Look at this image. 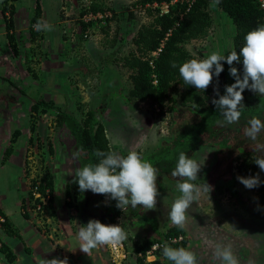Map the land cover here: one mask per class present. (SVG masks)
Returning <instances> with one entry per match:
<instances>
[{"label": "rangeland", "instance_id": "rangeland-1", "mask_svg": "<svg viewBox=\"0 0 264 264\" xmlns=\"http://www.w3.org/2000/svg\"><path fill=\"white\" fill-rule=\"evenodd\" d=\"M36 1L41 7L40 21L52 25L53 30L37 31L35 41L38 42L33 55L27 62L15 67L24 78L23 92L18 95L23 107L21 121L26 135L32 137L24 144L27 151L21 176L11 178L17 175L15 171L11 174L6 172L7 168H0V179L10 188L12 194L10 191L6 193L11 197L13 194L17 198L21 197L23 192L20 188L26 186L29 204L24 207L25 214L35 210L34 217L39 220V225L36 224L38 230L46 237L50 247L60 252L66 251L63 258L67 257L68 264H117L112 260L110 245L93 249L89 256L80 251L79 228L101 215L107 199L90 190H79L78 183L74 182L77 164L72 152L71 135L67 129L56 124L57 116L53 110L32 112L31 106L38 99L50 101L78 117L88 109H98L99 120L104 126L112 152L122 156L130 151L143 153L158 147L169 137L168 116L156 115L158 109L154 114L139 104L129 106L118 96V92L126 93L130 87L129 72L121 66L120 58L131 49V39L138 25L148 18L144 10L133 9L130 0H19L16 4L17 13H24L28 8L34 9ZM99 4L102 9L100 14L115 13L116 18L89 21L87 18L93 14L90 10L95 5L99 9ZM128 12L132 18L126 19L122 14L127 15ZM6 18L0 17V25H9V18ZM116 19L120 20L118 28ZM232 33L229 19L214 10L210 35L203 41L189 42L186 49L192 56H197L200 51L205 58L213 51L225 54L232 48ZM178 93L179 88L175 86L172 94ZM7 99L0 96L2 107ZM0 113L3 116L4 112L0 110ZM217 157V151L210 147L196 149L192 157L203 164L195 184L203 185L218 175L222 178L217 182L220 189L212 188L209 197L206 193L202 194L187 210L183 227L188 240L186 249L196 253L199 264H221L214 255L215 245H231L239 264H264V205L258 200L255 191L239 182L238 174L234 173L233 177L230 160ZM44 171L52 176L53 189L57 192L53 204L67 210L53 215L54 219L51 217V212H55L52 211L53 204L44 201V207L39 210L31 206L35 202L29 192L33 182ZM169 175L171 181L164 180L167 188L159 192L156 209H144L145 215L157 218L159 229L173 225L168 213L173 202L181 195L176 186L179 178H173L171 173ZM232 185L234 191L231 193L228 188ZM66 190L69 198L71 195L76 197L77 205L72 201L71 205H67L69 198ZM19 204L17 212L20 210ZM10 214L17 223V214ZM127 214L114 223L120 224L128 234L122 242L126 257L120 264H138L135 249L155 235L149 225H133ZM46 215L49 219L44 217ZM58 217L67 221L65 226L58 224ZM155 261H158L156 264H172L163 256V251Z\"/></svg>", "mask_w": 264, "mask_h": 264}, {"label": "trees", "instance_id": "trees-1", "mask_svg": "<svg viewBox=\"0 0 264 264\" xmlns=\"http://www.w3.org/2000/svg\"><path fill=\"white\" fill-rule=\"evenodd\" d=\"M4 2L2 12L9 11L12 14V7L8 5V0ZM163 3L168 5L166 13H161L159 8L151 7L153 4ZM130 6L133 9L144 10L148 20L138 25L131 39V49L120 58L121 66L129 72L130 87L126 93L118 92V96L129 106L139 104L154 114L156 110L154 107H156L158 109L156 115L166 114L168 116V139L151 151L143 153L138 151L144 159L159 170L157 178L159 192L167 188L164 180L171 181L169 174L174 170L181 152L192 158L196 149L210 147L217 151L218 159L221 156L223 159L230 160L233 177L234 173L242 177L259 174L262 183L252 190L255 191L260 203L264 205V171H261L254 162L256 158L264 157V131L259 134L256 141L250 140L245 135V129L249 127L250 119L257 117L264 121V95L245 89L242 93L244 107L241 109L240 120L227 124L223 122V117L211 101L219 98L214 89L218 88L219 95H224L225 86L235 83V79L229 73L230 66L226 62H222L224 70L219 77L214 76L212 83L205 91L184 84L179 73V66L184 62L191 59H205L200 51L197 56H192L186 49V44L192 41H203L210 35L214 23V10L229 19L233 28L230 51L236 50L239 53V49L245 44V35L257 27L264 26V9L254 0H130ZM40 11L41 7L37 1L31 25L40 21ZM98 11L102 12L100 4L99 9L95 5L90 10L93 14ZM115 15L113 13L109 20H114ZM122 16H125L126 19L132 18L130 12L127 15L122 14ZM116 21V28H118L120 20L116 19ZM37 33L35 29L30 30L32 40H35ZM7 38L9 42H12L9 35ZM157 51V55L152 56ZM227 54L228 52L224 55ZM173 62L177 67L171 66ZM232 67H236L242 77V59L240 63L234 62ZM175 86L179 88L177 95L172 94ZM31 110L32 112L53 110L56 113V124L67 129L73 139L72 152L77 170L89 163H98L103 157L95 155L97 150L104 153L112 152L104 126L99 120L100 111L98 109H88L78 117L66 108L53 105L50 101L38 99L31 106ZM220 178H222L220 175L215 176L212 181H206V183L218 190L220 186L217 185V182L221 181ZM228 189L232 193L234 185ZM34 190L41 198H47L46 202H53V179L49 172L44 171L40 178L33 182L31 192H29L31 199H34ZM99 195L106 198L107 203L96 220L110 225L128 213L133 225L145 224L151 228L155 237L141 242L135 249L136 253H144L156 242L165 243L173 248H186L188 240L184 229L175 225L159 229L157 218L145 215V208L142 206L136 208L129 206L120 209L116 206L115 200L103 194ZM66 196L70 197L67 190ZM75 198L74 195H71L67 205H71V201L77 205ZM34 202L35 204L31 206L38 210L44 204L38 198L34 199ZM24 215L28 217L26 214ZM0 217L3 219L0 222V227L8 235H14L5 215L0 213ZM179 236L182 237L181 241L168 242L170 238ZM162 251L163 249L160 252ZM0 252L9 262L14 261L15 256L1 241ZM160 252L157 253V259ZM138 264H144L143 260L139 258Z\"/></svg>", "mask_w": 264, "mask_h": 264}, {"label": "clouds", "instance_id": "clouds-1", "mask_svg": "<svg viewBox=\"0 0 264 264\" xmlns=\"http://www.w3.org/2000/svg\"><path fill=\"white\" fill-rule=\"evenodd\" d=\"M33 27L36 31L53 30L52 25L41 21H37ZM244 40L245 44L239 49V53L232 50L224 55L213 51L205 59H191L179 66L184 84L194 86L200 91H205L210 86L214 76L219 77L224 70L222 62L230 66L229 73L235 79V83L225 86L224 95H219L218 88L214 89L219 98L211 101L219 110L223 122L227 124L240 120L241 109L244 107L242 93L245 89L264 95V26L249 31ZM241 59L242 77L238 69L232 67L234 62L240 63ZM171 66L177 67L175 62ZM248 124L245 135L256 141L259 134L264 131V121L253 117ZM95 155L103 158L96 164L89 163L79 168L75 173L74 182L78 183L81 192L90 190L94 194L106 195L115 200L116 206L120 209L129 206L156 209L157 197L160 195L157 188L159 170L151 162L136 151H130L126 156H122L114 152L104 153L97 150ZM254 162L261 171H264V157L256 158ZM202 166L203 164L181 152L171 172L173 178H179L176 180V186L181 195L173 202L168 217L173 225L181 229L187 220V210L202 194L206 193L209 197L212 191V186L207 183L203 185L194 183L198 180ZM237 179L248 189L259 187L262 183L259 174L249 177L238 176ZM127 235L120 224L106 225L99 220L91 219L79 228L78 239L81 242L79 249L89 256L92 250L99 246L121 244L127 239ZM214 255L221 264H239L231 245L216 244ZM163 256L172 264H199L196 253L183 247L173 248L165 244ZM41 264H68V259L67 257L42 259Z\"/></svg>", "mask_w": 264, "mask_h": 264}, {"label": "crops", "instance_id": "crops-1", "mask_svg": "<svg viewBox=\"0 0 264 264\" xmlns=\"http://www.w3.org/2000/svg\"><path fill=\"white\" fill-rule=\"evenodd\" d=\"M4 1H0V17L6 16V19L9 18V25L4 23L0 25V81H3V84H0V94H4L0 96L8 97V99L5 100V103L3 102L5 104L4 107H2L0 102L2 107L0 110L4 112L3 116L0 115V168H7L6 172H11V174L15 171L17 175H14L15 177L11 176V178L15 179L16 176H21L23 171L24 154L27 151V146L24 144L25 142L27 144L28 139L32 137L28 134L26 135L24 123L21 121L23 107L19 103L18 95L23 92L24 78L18 74V70L15 67L30 59L38 42L37 40H32L30 34V30H34L33 25H31V19L35 14L36 6L34 9L28 8L24 13H17L16 4L19 0H8V5L13 7L12 14H10L9 11L2 12ZM7 35L12 38V42H9ZM30 84L33 85L32 83ZM20 190L23 192L20 195L21 197L17 198L15 194L12 197L9 196L6 191L9 192L10 188L0 179V213L5 215L6 221L10 224V230L15 233L14 235H8L0 227V241L15 256L14 261L9 262L5 255L0 252V264H41L42 259H64L66 251L60 252V250L50 247L46 237L38 230L36 224L39 225V220L34 217L35 210L27 214L28 217H25L24 207L29 204L26 197L27 193L25 194L26 186L24 185ZM54 196L57 197L56 190L53 191ZM19 201L20 204L18 203ZM55 203H57L56 198ZM18 204L20 207L19 212L16 210ZM53 205L52 211L54 210L55 212H51V217L67 211L66 208ZM9 210L13 211L9 212ZM11 212L17 214L15 216L17 217V223L14 222ZM44 217L48 218V215ZM58 221V224L61 223L64 226L67 222L59 219V217Z\"/></svg>", "mask_w": 264, "mask_h": 264}, {"label": "built area", "instance_id": "built-area-1", "mask_svg": "<svg viewBox=\"0 0 264 264\" xmlns=\"http://www.w3.org/2000/svg\"><path fill=\"white\" fill-rule=\"evenodd\" d=\"M262 9H264V0H254ZM152 8H159L161 11V13H166L167 10H168V5L163 3V4H153L151 6ZM111 17V14H105V15H102L100 13H96V14H91L90 15V18H87L89 21L91 19H103V18H109ZM86 19V18H85ZM86 19V21H88ZM158 53L157 52H154L152 54V56H156ZM156 110L157 108L154 107ZM33 196H34V199L38 198L40 199V201H42L44 203V201H46L47 198H41V196L39 194H37L36 190H34L33 192ZM245 201V200H243ZM39 207V206H38ZM182 237L179 236L177 238H170L168 240V242H171V243H175V242H179L181 241ZM165 245V243H159V242H156L154 243L148 250H146L144 253H137V257L140 258L141 260H143V263L144 264H149V263H152L154 262L156 259H157V253L160 252L162 249H163V246ZM110 249H111V253H112V260L114 263H117V264H120L122 261H124L125 259V249H124V246L123 244H118V245H110Z\"/></svg>", "mask_w": 264, "mask_h": 264}]
</instances>
